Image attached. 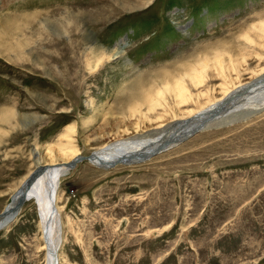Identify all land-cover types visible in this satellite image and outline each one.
Listing matches in <instances>:
<instances>
[{
    "label": "rangeland",
    "instance_id": "1",
    "mask_svg": "<svg viewBox=\"0 0 264 264\" xmlns=\"http://www.w3.org/2000/svg\"><path fill=\"white\" fill-rule=\"evenodd\" d=\"M261 21L264 0H0V213L38 165L33 149L70 162L114 139L155 137L211 103L218 50L232 53L223 73L234 59L241 78L264 74ZM204 58L195 86L188 74ZM180 78L183 103L161 89ZM139 94L163 95L155 113L168 120L143 124L129 109ZM66 171L60 264H264V108L140 164ZM19 209L0 223V264H45L36 208Z\"/></svg>",
    "mask_w": 264,
    "mask_h": 264
},
{
    "label": "bare ground",
    "instance_id": "2",
    "mask_svg": "<svg viewBox=\"0 0 264 264\" xmlns=\"http://www.w3.org/2000/svg\"><path fill=\"white\" fill-rule=\"evenodd\" d=\"M253 29L258 31L261 36H264V21L258 22V25H253ZM246 40L249 43L252 42V38L249 36L246 37ZM125 43L126 41L123 39L118 44L124 45ZM225 54H228L229 58L232 56L231 51L225 49L218 50L212 56L216 67H219L223 75V81L219 84H215L213 87L214 90H218L219 97L212 100L211 103L206 104V106L200 107L196 112L183 118V120L170 122L168 125L164 126L155 137L133 136L126 139H114L86 156L76 157L77 155L73 151L72 158H76L70 162L59 161L58 158L64 160L63 155H60V151L56 154L54 152L55 150L52 148H49L48 152L52 154V159H49L48 162H43L42 157L39 155L37 156L36 151L33 149L35 152V162L38 165L33 172H30L26 178L23 179L24 181L21 182V184H23H20L21 187L26 181L27 185L21 189L22 191L19 190L21 188L19 187V189L12 194V200L14 204L18 201L21 202V205L32 203L34 208H36L39 234L43 244L42 251H45V264H60L59 249H61L64 244V222H62V217L60 215L61 208H58V189L61 182L60 178L67 175L69 172L66 171V169L74 167V165L71 166V162L83 158V160H87L89 164L94 166L111 168L112 165L118 163L117 161L127 162L129 159H141V157L154 153L155 151H159V153L166 152L173 146L183 143L184 140L198 133L199 130L206 128L213 121H222L232 114L241 113V111L253 112L257 109L264 108V74L263 72L261 75L259 74L263 69H259V72L254 71L253 75L255 76L253 79L251 76L243 79L241 78L242 75L239 74V63H235L234 59H232L233 67L227 66V68L229 72L235 71L239 75L237 84L235 85V83L232 82V74L229 72L223 73L222 71L226 66V59H224ZM243 62H246L245 58H243ZM208 63L209 59L204 58L202 63L197 65L196 69L188 74L189 80L193 85L197 86L204 81V72L205 68L209 66ZM161 89L169 90L180 103L189 100L191 97V94L187 92L184 78H180L173 84L168 82ZM158 94H160V91H158ZM135 99L138 101L131 104ZM135 99L133 98L129 101L131 106H129L128 103L127 105L133 114H137V116L142 119L141 122L143 124L147 122H155L157 124L168 120L163 116L160 119V112L155 113L156 107L162 105V102L164 103L166 101L163 95H158L156 98L155 96L148 98L145 95L141 96L139 94V97ZM176 115L175 113L169 114L170 117H175ZM138 126L139 124L136 125V128H138ZM35 171L38 172L31 178V174ZM5 208L8 210L0 213L1 224H5L6 222L4 221L10 217L14 211L13 206L9 208V205H7ZM14 218L15 217H13V219ZM12 221L13 220L8 222L7 225ZM55 248H57L58 251L57 259L53 251Z\"/></svg>",
    "mask_w": 264,
    "mask_h": 264
},
{
    "label": "water",
    "instance_id": "3",
    "mask_svg": "<svg viewBox=\"0 0 264 264\" xmlns=\"http://www.w3.org/2000/svg\"><path fill=\"white\" fill-rule=\"evenodd\" d=\"M157 153H159V151H155L154 153H151V154H149V155H146V156H144V157H141V159H129V160H127V162H124V161H117L118 163H121V164H125V165H130V164H140L141 162H143V161H145V160H148L150 157H152V156H155V154H157ZM83 160V158H79V159H77L76 161H73V162H71L70 164H71V166H73V165H75L76 163H78V162H80V161H82ZM38 171H35L34 173H32L31 174V178L37 173ZM27 185V181H26V183L19 189L20 191H22L21 189L24 187V186H26ZM13 204V205H12ZM20 205H21V202H16V204H14V201L13 200H11V202H10V204H9V208L10 207H12L13 206V209H14V211H13V213H12V215L10 216V217H8L4 222H9V221H11L12 219H13V217L18 213V211L20 210L19 208H20ZM6 210L5 211H7L8 209L7 208H5ZM4 211V212H5ZM49 256H50V253H49Z\"/></svg>",
    "mask_w": 264,
    "mask_h": 264
}]
</instances>
